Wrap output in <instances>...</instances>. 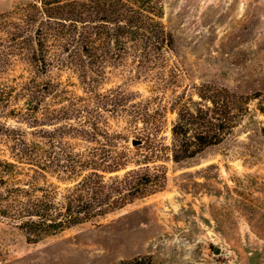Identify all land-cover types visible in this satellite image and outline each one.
Wrapping results in <instances>:
<instances>
[{
  "label": "trees",
  "instance_id": "obj_1",
  "mask_svg": "<svg viewBox=\"0 0 264 264\" xmlns=\"http://www.w3.org/2000/svg\"><path fill=\"white\" fill-rule=\"evenodd\" d=\"M161 18L159 0H32L0 14V219L14 223L28 242L94 222L161 190L166 172L162 166L150 172V159L167 150L179 162L221 143L258 99L195 86L198 100L178 96L169 103L176 118L166 145L157 139L160 121L147 104L129 106L131 96L119 88L100 92L106 69L115 66L175 84L180 69L169 63L174 39ZM17 68L21 73L12 76ZM52 69L74 72L85 95L52 110L51 118L65 120L46 132L45 95L60 97V82L43 79ZM259 110L264 113V106ZM121 118L126 129L142 124L145 154L134 155L129 137L114 130L110 121ZM23 124L32 128L31 139Z\"/></svg>",
  "mask_w": 264,
  "mask_h": 264
},
{
  "label": "rangeland",
  "instance_id": "obj_2",
  "mask_svg": "<svg viewBox=\"0 0 264 264\" xmlns=\"http://www.w3.org/2000/svg\"><path fill=\"white\" fill-rule=\"evenodd\" d=\"M31 1L0 0V14ZM159 1L161 21L174 39L169 63L180 69L177 81L173 84L169 78L159 84L115 66L106 69L100 92L119 88L131 96L129 106L147 104L160 121L157 139L166 145L176 118L169 103L178 96L198 100L195 86L259 94L258 99L249 102L248 111L221 143L179 162L172 161L167 150L150 159V172L164 168V187L122 209L35 243L14 223L0 219V264H264V113L259 110L264 106V0ZM19 73L17 68L12 76ZM43 79L60 82V97L47 93L42 104L43 130L50 132L65 119H53L49 113L85 94L72 71L52 69ZM121 120L110 121L114 130L129 137L134 155L145 154L142 124L126 129ZM23 128L31 139L32 128ZM132 139L142 143L132 146ZM49 180L62 188L67 185L54 177ZM215 248L220 251L215 253Z\"/></svg>",
  "mask_w": 264,
  "mask_h": 264
},
{
  "label": "water",
  "instance_id": "obj_3",
  "mask_svg": "<svg viewBox=\"0 0 264 264\" xmlns=\"http://www.w3.org/2000/svg\"><path fill=\"white\" fill-rule=\"evenodd\" d=\"M141 143H142L141 140H137V139H132L131 140L132 146H136V145H139ZM214 251H215V253H218L220 250L218 248H215Z\"/></svg>",
  "mask_w": 264,
  "mask_h": 264
}]
</instances>
